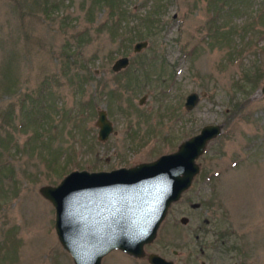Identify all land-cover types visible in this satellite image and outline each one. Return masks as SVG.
<instances>
[{"label": "rangeland", "instance_id": "rangeland-1", "mask_svg": "<svg viewBox=\"0 0 264 264\" xmlns=\"http://www.w3.org/2000/svg\"><path fill=\"white\" fill-rule=\"evenodd\" d=\"M122 2L126 24L112 36L108 11L90 0H0V264H73L40 186L71 170L152 161L206 124L220 133L144 251L198 264L206 243L205 264H264V0H161L150 29L141 22L150 0ZM120 56L128 66L114 73ZM41 88L58 108L39 133L60 150L53 167L22 149L33 132L22 111ZM190 92L198 101L186 110ZM100 109L112 126L104 141L94 124ZM100 264L147 262L114 249Z\"/></svg>", "mask_w": 264, "mask_h": 264}, {"label": "water", "instance_id": "water-1", "mask_svg": "<svg viewBox=\"0 0 264 264\" xmlns=\"http://www.w3.org/2000/svg\"><path fill=\"white\" fill-rule=\"evenodd\" d=\"M146 45L145 40L137 41L132 50L137 52ZM127 64L128 57L120 56L110 68L116 72ZM259 90L264 95V78ZM197 101L198 94L188 93L185 109ZM94 124L97 140H105L111 124L104 110L96 111ZM219 133V125L206 124L174 151L152 161L108 171L71 170L55 186H40L38 193L54 211L56 238L72 263L100 264L101 258L114 249L142 256L143 245L155 238L169 205L178 200L198 172L196 158ZM180 221L184 224L186 218ZM147 261L170 264L155 253H149Z\"/></svg>", "mask_w": 264, "mask_h": 264}, {"label": "trees", "instance_id": "trees-1", "mask_svg": "<svg viewBox=\"0 0 264 264\" xmlns=\"http://www.w3.org/2000/svg\"><path fill=\"white\" fill-rule=\"evenodd\" d=\"M92 3L90 5L91 8H94L95 5L100 6L105 9V11H108L106 14V17L112 18V28L110 30V34L112 36L116 35L119 23H122L124 20L126 24V20L124 16L126 12L125 7L126 3L122 2V0H90ZM150 6L148 7L147 13H145L142 17V23L145 22L149 25L148 29L153 28L156 25L160 24V16L162 14V5L161 0H150ZM225 1V0H221ZM58 5V4H57ZM55 5V7L57 6ZM90 8V9H91ZM139 20V18H138ZM151 26V27H150ZM136 26L131 27V31L135 32ZM131 31L128 30L129 34H131ZM41 95L36 97L34 100L33 98H30V106L28 110H23L22 113L24 115V120L26 121V129H31L32 127V134L30 136H27L26 144L23 145V150L27 154H35L38 156V158L45 163L47 166H55L56 161L59 159V153L60 150L57 152L58 147L50 145V143L45 138H39V133L44 131L45 126L44 124L47 123V120H50L51 117L56 116V105H50L46 101V90L40 89ZM48 92V91H47ZM45 101V102H44ZM7 113L4 114L3 118L6 119ZM10 118L7 120L9 121ZM10 122V121H9ZM44 127V129H43ZM41 128V130H40ZM25 130L23 132H25ZM49 138V136L47 137ZM50 140V139H49ZM61 149V148H60ZM69 157V155H68ZM62 158V157H61ZM65 164V163H64ZM64 164H60L57 168H59V171H56V175L59 173L61 174L64 170ZM63 167V168H62ZM62 168V169H61ZM219 237V235H218Z\"/></svg>", "mask_w": 264, "mask_h": 264}, {"label": "flooded vegetation", "instance_id": "flooded-vegetation-1", "mask_svg": "<svg viewBox=\"0 0 264 264\" xmlns=\"http://www.w3.org/2000/svg\"><path fill=\"white\" fill-rule=\"evenodd\" d=\"M133 46V45H132ZM132 49V48H131ZM133 51V50H132ZM134 52V51H133ZM138 52V51H137ZM128 63H129V59H128ZM128 66V64L125 66V67H123V68H121L120 70H118V71H116V72H114V73H117V72H119V71H121V70H124L126 67ZM110 67H111V65H110ZM111 69V68H110ZM142 97V96H141ZM140 97V98H141ZM140 98H139V100H140ZM144 99V98H143ZM143 99H142V101H143ZM139 100H138V102H139ZM142 101L141 102H139L140 104L142 103ZM183 107H184V103H183ZM185 108V107H184ZM95 120H96V118H95ZM110 122V121H109ZM94 123H95V121H94ZM111 124V123H110ZM111 130H112V126H111ZM111 132V131H110ZM109 132V133H110ZM109 135V134H108ZM107 135V136H108ZM106 140V139H105ZM104 141V140H103ZM193 178H194V176H193ZM193 178H192V180H193ZM191 180V181H192ZM190 184H191V182H190ZM189 187H190V185H189ZM188 187V188H189ZM187 188V189H188ZM187 189H185V190H187ZM184 190V191H185ZM184 191H182V192H184ZM182 192H181V194H182ZM180 194V195H181ZM216 237H218V236H216ZM155 239V238H154ZM154 239L151 241V242H149V243H146V244H144L143 245V247H142V249H143V255L142 256H140V257H136V258H144L145 260H146V262H147V264H150L148 261H147V255L149 254V253H155V254H158V253H156V252H148V253H146L145 251H144V247L145 246H147V245H149L150 243H152L153 241H154ZM194 239H197V236H194ZM215 242L216 243H218V242H222V240H215ZM211 245H209V244H206V243H203L202 245H200L199 246V251H197L195 254L197 255V256H199L200 258H202V259H206L204 256H203V250L204 249H207V248H209ZM216 246V245H215ZM171 253L174 255V256H176L177 255V252L175 251V250H171ZM128 255V254H127ZM159 256H161L160 254H158ZM129 256H131V255H129ZM192 256V255H191ZM162 257V256H161ZM162 258H164V257H162ZM165 260H168V261H170V264H174V261L173 260H171V259H167V258H164ZM202 259H199V261H198V264H205V262H204V260H202ZM184 264H185V262H183Z\"/></svg>", "mask_w": 264, "mask_h": 264}]
</instances>
